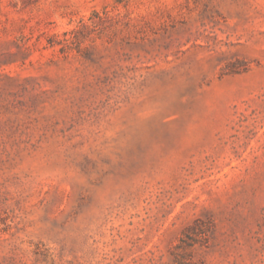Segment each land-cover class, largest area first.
<instances>
[{"label": "rangeland", "instance_id": "rangeland-1", "mask_svg": "<svg viewBox=\"0 0 264 264\" xmlns=\"http://www.w3.org/2000/svg\"><path fill=\"white\" fill-rule=\"evenodd\" d=\"M264 264V0H0V264Z\"/></svg>", "mask_w": 264, "mask_h": 264}, {"label": "trees", "instance_id": "trees-1", "mask_svg": "<svg viewBox=\"0 0 264 264\" xmlns=\"http://www.w3.org/2000/svg\"><path fill=\"white\" fill-rule=\"evenodd\" d=\"M175 262H176L177 264H182V262L179 261V259H177V256H176V255H175Z\"/></svg>", "mask_w": 264, "mask_h": 264}]
</instances>
